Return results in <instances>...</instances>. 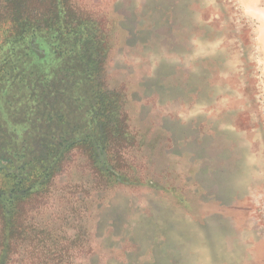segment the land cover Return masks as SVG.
<instances>
[{"label": "rangeland", "instance_id": "obj_1", "mask_svg": "<svg viewBox=\"0 0 264 264\" xmlns=\"http://www.w3.org/2000/svg\"><path fill=\"white\" fill-rule=\"evenodd\" d=\"M189 1L190 26L167 42L151 13L158 0H74L92 16L132 20L133 40L118 25L92 73L71 76L48 32L23 40L40 66L21 65L31 77L0 90V167L16 157L24 179L46 143L92 142L100 155L70 149L43 187V169L12 193L15 179L4 180L6 203L36 191L22 204L25 233L52 226L92 255L86 264H264V0ZM121 103L135 140L114 171L99 106L118 116Z\"/></svg>", "mask_w": 264, "mask_h": 264}, {"label": "trees", "instance_id": "obj_2", "mask_svg": "<svg viewBox=\"0 0 264 264\" xmlns=\"http://www.w3.org/2000/svg\"><path fill=\"white\" fill-rule=\"evenodd\" d=\"M73 1L0 0V83L7 84L0 86V90L6 89L10 84L15 85L20 79L31 77L32 73L26 74L21 65L28 64L32 69L39 68L40 65L33 62L28 53L21 52L23 40L28 34L34 39V44H37L38 38H43V33L51 34L56 47L54 53L70 58L71 76L80 72L92 73L104 64L116 40L114 29H117L118 25V28L122 29L123 36H126V40L130 38L132 34V28L129 27L132 22L130 17L126 19L118 12L95 17L79 9ZM126 22L129 24L124 26ZM130 39L133 40V37L131 36ZM38 51L39 49L35 53ZM122 98L123 96L118 98V101ZM121 105L122 103L117 108L120 109L118 116L105 115L106 105L99 106L102 147L111 157L113 161L111 168L114 171H117L120 165L118 149L124 144L130 145L135 140ZM84 145L85 149L88 146L93 155L95 153V156L100 157L96 154L97 151L92 142L81 141L67 146H63L62 143H46L43 158L40 157L38 161L33 162L32 171L21 180L15 178L12 171L14 168L12 161L17 163L18 158H8L1 164L3 167H0V172H4L2 176L0 175V186H3L4 180L12 183L15 179L16 182L10 190L12 193L16 185L22 187L32 179H38L43 169V173H46V181L41 183L43 187V184L47 185L53 175L60 170L64 154L66 155L74 147ZM62 147H64L63 151H61ZM49 157L53 159L49 160ZM39 162L42 164L40 168L37 167ZM98 173L100 174V171ZM109 176L114 178L115 174L109 172L107 177ZM3 192L5 189H0V264H84V262L86 264L83 259L92 257V255L74 251V246H77L76 240L66 238V242H61L52 226L47 225L45 229L33 234L25 233L22 204H26L28 196L36 194V191L13 196L9 199L12 200L10 203H6L7 200L1 197ZM101 222L99 226L104 223ZM95 259L96 256L92 260L93 263Z\"/></svg>", "mask_w": 264, "mask_h": 264}, {"label": "crops", "instance_id": "obj_3", "mask_svg": "<svg viewBox=\"0 0 264 264\" xmlns=\"http://www.w3.org/2000/svg\"><path fill=\"white\" fill-rule=\"evenodd\" d=\"M189 6H190L189 0H168L166 4L160 3V0H158V3L152 6L151 13L155 16L159 13L157 16L158 22L162 25V27L166 28V31L164 32L166 33L165 41L170 42L169 38L173 37L176 33L185 31V29L188 26H190L191 22L189 19V15H190ZM183 11L185 13L184 16H182ZM153 23H156V21H153ZM155 30H156L155 25H153L151 29L147 30V32H151L153 36V33L155 32ZM161 40H164V39H161ZM173 41L176 42V40H173ZM153 43H156V40H153ZM156 45L154 44L153 49L157 48ZM176 45H177L176 47L180 48V50L181 48L183 50L182 44L176 43ZM160 47H163V46H160ZM155 51L159 52L158 49H156ZM220 59H221V56L218 55V57H215L213 61L220 63L221 62ZM218 69L220 71V67H218ZM203 71L205 72L203 74H205V78L207 79L208 78L207 73L209 72H207V70L205 69ZM207 89H208L207 86H202L201 87L202 94H204L205 93L204 90H207Z\"/></svg>", "mask_w": 264, "mask_h": 264}, {"label": "water", "instance_id": "obj_4", "mask_svg": "<svg viewBox=\"0 0 264 264\" xmlns=\"http://www.w3.org/2000/svg\"><path fill=\"white\" fill-rule=\"evenodd\" d=\"M103 223V222H102Z\"/></svg>", "mask_w": 264, "mask_h": 264}]
</instances>
